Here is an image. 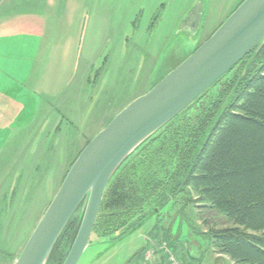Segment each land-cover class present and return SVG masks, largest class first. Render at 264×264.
<instances>
[{
  "label": "rangeland",
  "instance_id": "rangeland-1",
  "mask_svg": "<svg viewBox=\"0 0 264 264\" xmlns=\"http://www.w3.org/2000/svg\"><path fill=\"white\" fill-rule=\"evenodd\" d=\"M61 1L44 13L41 54L11 75L10 87L0 85V101L10 99L8 121L0 123V264L15 262L87 142L185 61L243 0ZM187 214L194 232L178 220L165 239L176 258L231 264L216 253L207 259L204 233L232 225L193 204ZM158 220L152 216L121 238L93 235L78 264H129L143 248L142 264H168L160 256L165 240L156 235L169 223Z\"/></svg>",
  "mask_w": 264,
  "mask_h": 264
},
{
  "label": "trees",
  "instance_id": "trees-1",
  "mask_svg": "<svg viewBox=\"0 0 264 264\" xmlns=\"http://www.w3.org/2000/svg\"><path fill=\"white\" fill-rule=\"evenodd\" d=\"M258 48L123 163L106 190L94 236L121 238L152 216L186 222L193 233L187 214L193 204L232 225L204 233L209 249L235 264H264V47L255 55ZM80 223L69 224L48 264H63ZM168 225L157 238L170 240ZM146 251L129 264H142Z\"/></svg>",
  "mask_w": 264,
  "mask_h": 264
},
{
  "label": "water",
  "instance_id": "water-1",
  "mask_svg": "<svg viewBox=\"0 0 264 264\" xmlns=\"http://www.w3.org/2000/svg\"><path fill=\"white\" fill-rule=\"evenodd\" d=\"M258 46L255 55L264 47V0H245L204 44L89 142L14 264H48L76 218L80 228L63 264H78L90 245L108 185L123 163Z\"/></svg>",
  "mask_w": 264,
  "mask_h": 264
},
{
  "label": "crops",
  "instance_id": "crops-1",
  "mask_svg": "<svg viewBox=\"0 0 264 264\" xmlns=\"http://www.w3.org/2000/svg\"><path fill=\"white\" fill-rule=\"evenodd\" d=\"M60 2L62 1L0 0V85L10 87L13 83L11 75L13 74L16 78L18 68L26 69L28 62L34 61V54L36 56L41 54L45 31L48 27L44 13L50 12L53 7L56 10ZM9 101V98L0 101V123L8 121L5 110L9 107ZM207 252L211 253L207 259L212 258V253H215L209 248ZM217 256L224 257L231 264H235L226 256L219 254ZM217 261L214 260L212 264H216ZM221 262L218 261L217 264Z\"/></svg>",
  "mask_w": 264,
  "mask_h": 264
},
{
  "label": "built area",
  "instance_id": "built-area-1",
  "mask_svg": "<svg viewBox=\"0 0 264 264\" xmlns=\"http://www.w3.org/2000/svg\"><path fill=\"white\" fill-rule=\"evenodd\" d=\"M160 249L163 252V254L167 257L169 264H183L179 259L176 258L173 251L169 248V246L166 243H164L160 247ZM148 258H150V256Z\"/></svg>",
  "mask_w": 264,
  "mask_h": 264
},
{
  "label": "flooded vegetation",
  "instance_id": "flooded-vegetation-1",
  "mask_svg": "<svg viewBox=\"0 0 264 264\" xmlns=\"http://www.w3.org/2000/svg\"><path fill=\"white\" fill-rule=\"evenodd\" d=\"M160 220H161V222H159V220H158V222L161 223V224H163V222L165 221L163 216L160 217ZM173 226H174V223L172 221H169L168 227L171 229Z\"/></svg>",
  "mask_w": 264,
  "mask_h": 264
}]
</instances>
